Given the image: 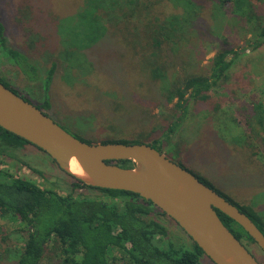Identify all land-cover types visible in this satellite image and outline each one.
Here are the masks:
<instances>
[{"label": "rangeland", "instance_id": "1", "mask_svg": "<svg viewBox=\"0 0 264 264\" xmlns=\"http://www.w3.org/2000/svg\"><path fill=\"white\" fill-rule=\"evenodd\" d=\"M206 1L194 26L175 45L180 65L169 78L209 73L213 58L223 49L245 51L235 58L227 78L208 94L209 100L190 101L186 118L169 136L163 153L237 207L251 208L264 224V145L259 138L264 133L254 135L248 124L253 104L264 105V46L250 50L256 38L255 27L229 10L217 9L214 1ZM256 3L264 8V0ZM156 10L170 12L160 4ZM104 12L89 0H0V21L6 29L7 45L31 60L22 55L11 59L0 47V78L67 132L94 143L110 135V124L118 126L113 119L109 120L110 112L117 106L114 104H139L143 100L146 106L142 108L150 109L155 120L145 129L128 127L120 131L128 135L151 132L153 137L162 139L176 120L177 111L173 103L166 101L161 83L149 81L139 65L126 68L123 64L124 67L117 68L112 61L118 56L100 41L107 35L111 37L109 32L119 37L129 35L134 29L142 37L144 29L131 23L123 31L122 27L110 25L102 16ZM93 49L100 53L95 64L88 58V52ZM143 54L138 49L134 58L138 64ZM163 58L170 60L166 55ZM56 59H59L58 70L49 86L50 107L46 109L44 80ZM13 154L17 158L0 157V168L62 195L72 191L73 177L38 148L25 145ZM82 192L99 195L90 190ZM153 212L154 218L167 228L166 240L191 245L192 240L171 218L159 215L156 208ZM0 224L8 233L15 230V226L1 218ZM23 237L24 234L13 235L11 241L0 242V247L18 249L23 246ZM247 244L250 252L264 263L261 250ZM115 255L118 260L115 264H128L119 252ZM201 260L213 264L206 256ZM13 261L4 260L2 264ZM41 264L64 263L49 252Z\"/></svg>", "mask_w": 264, "mask_h": 264}, {"label": "trees", "instance_id": "2", "mask_svg": "<svg viewBox=\"0 0 264 264\" xmlns=\"http://www.w3.org/2000/svg\"><path fill=\"white\" fill-rule=\"evenodd\" d=\"M89 1L99 11H105L102 16L108 19L110 25L122 27L123 31H126L131 23L134 27L135 25L143 27V40L137 29L127 36L123 34L115 37L106 28L112 36L107 35L100 41L103 46L112 48L110 53L118 56L112 61L117 64V68L124 65L126 68L139 65L146 77L150 78L149 81L158 80L166 101L173 103L177 111L176 120L169 125L162 139L153 137L151 132L128 135L120 130L128 127L145 129L155 117L150 109L142 108L146 106L143 100L139 104L116 103L114 105L117 106L110 112L112 116L110 115L109 120L113 119L112 122L118 126L110 124L112 132L100 143H142L163 153L169 136L177 131L186 118L190 101L209 100L208 94L227 78V72L235 58L245 49L239 52L223 49L218 52L211 62L209 73L178 75L171 79L169 77L180 65L179 50H175V45L184 38L186 31L194 26L203 6L207 4L206 0H153L149 3L148 0ZM212 1L217 4V9L229 10L255 27L256 38L251 43L250 50L255 51L264 46V8L261 7L263 5H258L256 0ZM159 4L166 10L169 9V14L156 10ZM177 9L180 13L175 12ZM128 36L132 38L128 39ZM141 40L144 41L143 44ZM0 47L11 59L22 55L31 61L25 54L7 45L6 29L1 21ZM138 49L145 52L139 64L134 59ZM88 54V58L94 64L99 61L98 51L93 49ZM163 55L170 60L165 61ZM53 61L55 63L49 67L44 80L46 109L50 107L49 86L58 70L59 59ZM117 77L121 81V77L119 75ZM0 79V82L9 88L8 83ZM248 124L254 135L260 136V132L264 133L262 103L253 104L252 117ZM259 138L264 145V137ZM79 139L94 143L90 139ZM25 145L31 144L0 127V157L15 159L17 157L13 151ZM114 164L123 168L134 167V163L127 160L116 161ZM27 166L38 173L30 165ZM72 180V191L62 195L54 189L41 188L31 180L0 168V218L15 226V230L8 233L0 224L2 235L0 242L11 241L13 235H25L23 246L18 249L0 247V264L11 259L14 260L11 264H41L49 252L59 256L64 264H115L118 261L116 252H119L128 264H204L201 259L205 254L193 241L187 246L166 240L167 228L154 218L153 211L156 207L152 202L132 192L96 188L75 178ZM84 190L95 191L99 195H85L82 192ZM77 191L80 193H76ZM242 208L239 209L264 234V224L259 216L251 208L248 210ZM157 210L159 215H165ZM216 212L222 223L246 247L247 242L255 244L235 221L219 210Z\"/></svg>", "mask_w": 264, "mask_h": 264}, {"label": "water", "instance_id": "3", "mask_svg": "<svg viewBox=\"0 0 264 264\" xmlns=\"http://www.w3.org/2000/svg\"><path fill=\"white\" fill-rule=\"evenodd\" d=\"M0 127L47 154L64 172L102 189L132 192L171 218L213 264H264L222 223L235 221L264 254V234L237 206L159 150L142 143H87L0 82ZM131 161L123 168L116 161ZM75 162L83 175L74 174Z\"/></svg>", "mask_w": 264, "mask_h": 264}, {"label": "bare ground", "instance_id": "4", "mask_svg": "<svg viewBox=\"0 0 264 264\" xmlns=\"http://www.w3.org/2000/svg\"><path fill=\"white\" fill-rule=\"evenodd\" d=\"M70 170L77 175H83L75 162L70 163Z\"/></svg>", "mask_w": 264, "mask_h": 264}, {"label": "flooded vegetation", "instance_id": "5", "mask_svg": "<svg viewBox=\"0 0 264 264\" xmlns=\"http://www.w3.org/2000/svg\"><path fill=\"white\" fill-rule=\"evenodd\" d=\"M1 80V79H0ZM12 91L14 90L13 88H11V87H9ZM165 155H166V157H168L169 155L168 154H166V153H164ZM169 158V157H168ZM169 159H171V158H169ZM171 160H173V159H171ZM247 248H248V250H249V247L247 246ZM250 251V250H249Z\"/></svg>", "mask_w": 264, "mask_h": 264}]
</instances>
